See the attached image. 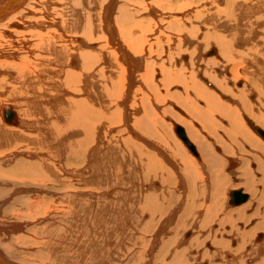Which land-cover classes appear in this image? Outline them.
I'll return each mask as SVG.
<instances>
[{"label": "bare ground", "instance_id": "1", "mask_svg": "<svg viewBox=\"0 0 264 264\" xmlns=\"http://www.w3.org/2000/svg\"><path fill=\"white\" fill-rule=\"evenodd\" d=\"M246 123L264 141V0H0V166L26 159L11 178L38 210L60 193L72 242L52 264H264V143ZM228 188L254 214L224 211ZM1 222L0 264H41L7 243L29 224Z\"/></svg>", "mask_w": 264, "mask_h": 264}, {"label": "rangeland", "instance_id": "2", "mask_svg": "<svg viewBox=\"0 0 264 264\" xmlns=\"http://www.w3.org/2000/svg\"><path fill=\"white\" fill-rule=\"evenodd\" d=\"M201 35H203L202 31H198V35H197V41L201 40ZM173 36V35H172ZM149 38V36H148ZM215 49V53H216V47L214 44L210 45V48L207 49H203L201 51V54H203L204 57H206V54L212 49ZM207 50V51H206ZM214 53V54H215ZM187 56V55H186ZM214 56V55H213ZM213 56H209L205 59H209V58H213ZM154 58V57H152ZM231 72V71H230ZM168 103H172V102H168ZM167 103V104H168ZM152 106H155V103L153 105V102H151ZM200 106L201 103H199ZM10 108H8V110L10 111ZM172 111L178 113L180 116L184 117L183 115H181L180 111H177V109L175 107H172ZM185 118V117H184ZM3 119V116H2ZM248 122H250L253 126L254 124L248 120ZM3 124L7 125V126H12V125H8L5 123L4 119H3ZM246 126L249 130L252 131V129H250V127L248 126V123H246ZM120 127L124 126H116L110 129V133H114L116 130H118ZM255 128H258L256 126H254ZM260 129V128H259ZM126 130V129H125ZM172 135H174L173 133V125H172ZM128 136L130 137V139L133 142H136L137 144H140L142 146H144L141 142L136 141L132 136H130V134L128 133V131L126 130ZM252 133L257 136L253 131ZM138 136L140 138H142L143 140L149 141L150 143H152L155 146H158L157 148H162L160 145L156 144L155 142L148 140L144 137H142L140 134H138ZM175 136V135H174ZM263 143L264 141L257 136ZM177 139V138H176ZM178 140V139H177ZM168 143L170 144V141L168 140ZM181 143V142H180ZM145 147V146H144ZM146 148V147H145ZM163 149V148H162ZM220 150V148H218ZM165 150V149H164ZM219 150L215 151L216 154H221L219 152ZM166 151V150H165ZM20 153V151H18ZM30 155H28L27 157H29ZM158 158V157H156ZM6 159V157H1L0 156V161H4ZM13 159H18V160H26L23 157H14ZM13 159L11 160V162H5V165L0 166V169L5 173V175L3 176V178L0 179V188L3 189L4 191H8L7 194L5 195H1L0 196V207L2 208L1 210V216H0V220L2 221V224H7V225H15V224H23V223H28L29 227L27 229H25L24 233H13L11 235H6L7 238H9V240L7 241V243L9 244V247L11 248V251L13 252V250L17 253H20V255L22 256V259L24 261H26L27 263H36V262H40L41 264H52V257L54 256L55 253H57L54 250V246L57 244V242H59V240L61 239L63 242L68 243V245L71 246V239H70V235H71V231L69 230V224H68V219H66L63 216V212H62V208H63V204H61L60 202H56L55 198H54V194H56V196H60L59 192L56 191H52L49 190L50 193L48 195H46V199H49L51 204H52V208L49 211L47 209L48 204H43V207H41L38 210V206L36 204L32 203V195L28 194V195H16L15 190H21L23 184L21 183H13L12 182V176L15 175V173L17 171H19L20 169V164H15V162L13 161ZM237 165L230 171V176L228 175L229 178H231L232 180H239V178L236 176L237 172H235V170H237V168L240 166V161L239 159L232 157L231 158ZM55 160V159H54ZM176 163L178 164L179 162L176 160ZM255 167H257V165L254 162L250 163V169L252 171V173H254L255 175V180L260 178V175L258 173H255L256 169H254V165ZM138 166V170L139 172L137 173L138 177H140V173H141V166L140 164L137 165ZM177 181L178 178L176 177ZM141 183L142 185L145 187V189L150 190L151 188H156V186L153 185H149L148 183H143L142 178H141ZM160 183V182H159ZM232 184H237V182L232 181ZM12 185H14V188H12ZM160 187L163 188H167L165 185L162 186L160 185ZM261 187H257V189L259 190ZM169 192H173V189L171 188V186H169ZM237 190H241V189H227L225 191V196H226V201L224 203V211L227 210H233L236 208H241L242 206L245 205H249V209L247 212H244L245 215L247 216H251L252 213L255 210V206L250 204V200H251V196L250 193L244 189H242V192L246 195H248V200L239 206H233V207H228L226 205L227 201L230 199L228 197V194L230 191H237ZM83 194H86V192L84 191ZM177 195L179 196V200L181 199L182 194L177 193ZM259 208V207H258ZM254 214V213H253ZM148 215H144L143 216V220L146 221L148 220ZM256 219L253 220V223L249 222L248 224H244L243 222H240L238 224V227L241 229V223H243L245 225V229H249L251 228L255 223H256ZM228 225L222 226L220 227V229H224L225 231H227L228 229ZM215 230L217 227H214ZM46 231H48V233H46ZM53 231V232H52ZM52 232V233H51ZM188 234V236H186L185 238V234ZM223 230H222V234H223ZM264 233V228L260 231H258L255 235L254 240H252L254 242L255 245H259L262 243V241H264V236L262 239L256 240V236L258 234H263ZM190 236L192 237V232H185L182 234V238L185 241H188V239L190 238ZM223 238H225V235H221ZM22 239L25 240V242H22ZM39 241H43V247H44V251H42L37 245L36 242ZM95 241L92 240V242L90 241V243H94ZM207 242V241H206ZM232 243L229 242V246ZM206 245L201 246V250L202 248H204L206 251H210L211 249L204 247ZM235 245H231L230 248H234ZM214 250V247H213ZM0 252L9 260H13V258L11 256H6L5 252L3 250L0 249ZM211 252V251H210ZM45 260V261H44ZM12 264H16L14 262H11ZM15 261V260H14ZM204 261V260H203ZM202 260L199 261H193L192 263L194 264H199V263H204L207 260H205L203 262ZM46 262V263H45ZM18 264H21L18 262ZM83 264H91L90 260L83 259Z\"/></svg>", "mask_w": 264, "mask_h": 264}, {"label": "water", "instance_id": "3", "mask_svg": "<svg viewBox=\"0 0 264 264\" xmlns=\"http://www.w3.org/2000/svg\"><path fill=\"white\" fill-rule=\"evenodd\" d=\"M234 196H235V202H239L241 200V198H239L237 194L233 193V198Z\"/></svg>", "mask_w": 264, "mask_h": 264}, {"label": "flooded vegetation", "instance_id": "4", "mask_svg": "<svg viewBox=\"0 0 264 264\" xmlns=\"http://www.w3.org/2000/svg\"><path fill=\"white\" fill-rule=\"evenodd\" d=\"M243 193V192H242ZM245 194V193H244Z\"/></svg>", "mask_w": 264, "mask_h": 264}]
</instances>
